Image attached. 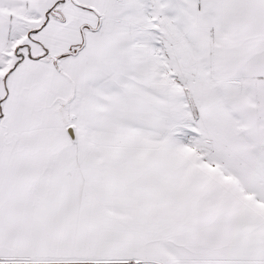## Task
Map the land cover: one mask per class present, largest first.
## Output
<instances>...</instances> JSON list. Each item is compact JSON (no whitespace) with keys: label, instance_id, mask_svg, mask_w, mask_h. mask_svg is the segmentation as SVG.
Instances as JSON below:
<instances>
[{"label":"snow or ice","instance_id":"snow-or-ice-1","mask_svg":"<svg viewBox=\"0 0 264 264\" xmlns=\"http://www.w3.org/2000/svg\"><path fill=\"white\" fill-rule=\"evenodd\" d=\"M0 264H264V0H0Z\"/></svg>","mask_w":264,"mask_h":264}]
</instances>
